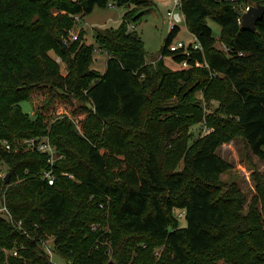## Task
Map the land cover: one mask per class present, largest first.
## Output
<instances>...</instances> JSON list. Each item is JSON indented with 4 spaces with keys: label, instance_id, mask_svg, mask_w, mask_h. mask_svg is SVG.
<instances>
[{
    "label": "trees",
    "instance_id": "16d2710c",
    "mask_svg": "<svg viewBox=\"0 0 264 264\" xmlns=\"http://www.w3.org/2000/svg\"><path fill=\"white\" fill-rule=\"evenodd\" d=\"M110 3L126 10L118 28L94 33L108 53L99 72L94 44L71 31L74 16ZM180 3L201 49L169 51L175 26L148 62L129 24L149 0H0V140L11 144L0 147V204L24 229L0 213V264H53L39 246L49 237L65 264H264V181L244 212L245 197L220 180L230 164L216 152L241 135L264 160V14L251 29L230 1ZM164 56L207 66L172 69ZM56 103L62 117L51 116ZM196 123L205 130L192 139ZM45 134L58 155L52 165L19 145Z\"/></svg>",
    "mask_w": 264,
    "mask_h": 264
},
{
    "label": "rangeland",
    "instance_id": "374dc122",
    "mask_svg": "<svg viewBox=\"0 0 264 264\" xmlns=\"http://www.w3.org/2000/svg\"><path fill=\"white\" fill-rule=\"evenodd\" d=\"M173 3L174 0H149L148 6H138L140 11L144 10V13L137 18L135 22L129 24V29L135 30L139 35L145 48L146 60L148 62H153L161 56V47L167 37L170 26L166 12L172 9ZM125 10V6L110 3L106 7L95 6L90 12L80 14L78 19L74 16L76 21L71 31V37L77 34L79 29H83L84 41L88 44L92 43L95 46L91 67L99 72H103L105 69L108 53L102 48L100 49L97 47L94 40V33L97 30H103L105 28H118ZM173 21L178 26V32L172 39L173 41L183 40L185 42H190L194 40V36L188 31L185 25L180 5L176 6L174 9ZM207 22L212 29L213 36L218 39L220 25L210 17L207 18ZM219 44H221V42L218 41L217 45ZM56 59L60 62L61 72L65 74V65L58 58ZM164 60L165 64L170 68L179 69V65L174 62L170 56H164ZM215 105V101L210 102L209 110L211 111ZM20 106L24 112L29 115L33 114V105L30 100L21 101ZM64 114H66L64 103H56L51 116L62 117ZM74 123L77 125L76 121H74ZM189 130L192 133V139H194L196 136L203 133L205 128L202 123H196L193 124ZM38 137L47 138L48 135L45 134ZM0 147L3 148L1 142ZM216 152L230 164L229 169L220 175V180L224 183L225 189H227L229 185H235L242 193L246 202L243 209L245 212L251 199L256 194L257 181L260 179L264 181V160L252 153L241 135H235L230 140L221 143L216 148ZM7 168V164L2 163L1 176L7 173ZM180 222L183 224L184 219H180ZM95 226L97 227L98 224L96 223ZM101 228L106 229V226H101ZM49 239L52 240L51 237H49ZM9 252L10 250H6V254ZM52 261L56 264H65L63 259L57 254L53 255ZM220 262L221 260L218 261V264H220Z\"/></svg>",
    "mask_w": 264,
    "mask_h": 264
},
{
    "label": "built area",
    "instance_id": "2783aa9c",
    "mask_svg": "<svg viewBox=\"0 0 264 264\" xmlns=\"http://www.w3.org/2000/svg\"><path fill=\"white\" fill-rule=\"evenodd\" d=\"M226 1H230V2L234 3V5L240 10L239 16H238L239 21H241V15L240 14L247 11L251 5V4H247L244 7H242L240 0H226ZM180 4H181L180 0H174L172 9H170L166 12L168 21L170 23L169 30L171 28L177 26L173 21L174 9L176 8V6H178ZM75 17L78 19L77 16H75ZM75 38H76V35H72V39H75ZM218 46L221 47L224 51L229 50V47L224 45V44H219ZM167 48L169 51H172V52L181 51V52L185 53L186 55H189L191 51L201 49V46H200L199 42L194 38V40L190 41V42H185L183 40H177V41L171 40L170 42H168ZM240 54H241V52H240ZM177 64L179 65V68H189V67H195V66H207L206 63H201L199 61H195L194 63H189L186 59L182 60L181 62H178ZM0 142L5 149H7V150L11 149V144L6 139H2V140H0ZM19 145L26 150L27 149L37 150L41 153H44L47 156V159H48V162L50 165H52L55 162L56 158H58L56 148L51 143V141L48 137L47 138H40L38 136L29 137V138L26 137V138H23L19 141ZM42 177L47 180L48 184L53 183V173H52L51 169L43 170L42 171ZM0 213L3 214V216L6 218V220L8 222H10V224L12 226H14L15 228H17L19 230L24 231L23 226H22V221L14 219V217L12 216L10 211L8 210L5 203L0 204ZM183 215H184V209H180V210L176 211V216L179 217L180 219L183 218ZM31 239L34 240L35 237H32ZM39 246H40L41 250L44 252V254L48 257V259L53 264H56L52 261L53 255L56 254L54 249H53L52 240H50L49 238L40 239L39 240ZM155 254L158 255V251H155Z\"/></svg>",
    "mask_w": 264,
    "mask_h": 264
},
{
    "label": "water",
    "instance_id": "95a60500",
    "mask_svg": "<svg viewBox=\"0 0 264 264\" xmlns=\"http://www.w3.org/2000/svg\"><path fill=\"white\" fill-rule=\"evenodd\" d=\"M264 14V5L259 3H252L249 9L241 13V26L254 29L256 22L262 18ZM64 45V43H63ZM9 173H6L3 177L5 182H8Z\"/></svg>",
    "mask_w": 264,
    "mask_h": 264
},
{
    "label": "crops",
    "instance_id": "0c3cea01",
    "mask_svg": "<svg viewBox=\"0 0 264 264\" xmlns=\"http://www.w3.org/2000/svg\"><path fill=\"white\" fill-rule=\"evenodd\" d=\"M165 61V60H164Z\"/></svg>",
    "mask_w": 264,
    "mask_h": 264
}]
</instances>
